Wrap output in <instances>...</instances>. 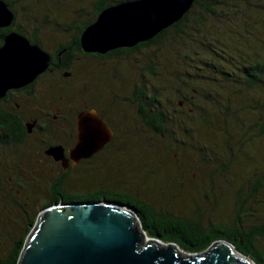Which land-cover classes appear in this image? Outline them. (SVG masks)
<instances>
[{
  "label": "rangeland",
  "instance_id": "rangeland-1",
  "mask_svg": "<svg viewBox=\"0 0 264 264\" xmlns=\"http://www.w3.org/2000/svg\"><path fill=\"white\" fill-rule=\"evenodd\" d=\"M7 1L16 15L14 25L24 33L34 26L45 29L39 38L46 50L62 40L65 30L61 25L69 18L89 22L94 16L93 0ZM244 1L239 11L247 6L253 13L263 6L258 18L253 16L249 21L241 16L233 20L238 29L246 27L239 31V43L248 45L252 53L260 49L263 53L256 54L259 56L264 54V0ZM233 37H237L236 32ZM192 49H196L194 44L187 48L184 39L170 32L159 42L131 54L114 55V107L102 108L115 127L117 145L123 143L116 148L119 167L115 171L114 166L106 167L108 173L103 175L97 168L74 175L68 182L67 194L83 190L88 182L98 187L101 179L104 187L141 198L159 213L196 216L204 226L236 224L250 229L264 225V108L259 106L264 103V89L255 88L233 97L231 91L236 86L221 76L209 72L211 78L206 83L196 81L195 73L205 71V67L195 61L190 64L184 54H190ZM187 70L192 75L190 87L198 95L195 100L191 98L192 107H179L177 102L182 97L176 88L184 82L179 77L185 80ZM141 71L148 97H154L155 104L167 112L169 120L163 133L143 125L134 107L123 100L134 84H139ZM101 72L106 74L107 69ZM186 92L189 94L188 88ZM106 101L105 98L103 102ZM45 175L48 176L43 174V178ZM105 193L99 192L97 199H103ZM19 214V208L0 204V260L26 230L17 219ZM256 244L264 252V237Z\"/></svg>",
  "mask_w": 264,
  "mask_h": 264
},
{
  "label": "flooded vegetation",
  "instance_id": "flooded-vegetation-1",
  "mask_svg": "<svg viewBox=\"0 0 264 264\" xmlns=\"http://www.w3.org/2000/svg\"><path fill=\"white\" fill-rule=\"evenodd\" d=\"M99 1L92 2L94 16L89 22L76 21L71 17L63 23L61 26L65 33L62 40H57L50 50L45 49L39 38L45 29L34 26L29 33H24L14 25L16 15L11 5H6L12 13V20L6 26L0 25V47L7 33L16 32L47 54L45 68L31 80L0 90V204L19 208L22 214L17 215V219L24 223L25 228L32 218L35 219L38 210L48 204L78 200L110 201V196L116 192L126 197L122 201L129 203L135 215L140 211L139 200L150 206L156 215H171L169 212H157L141 198L104 187L101 179L98 187L90 186L88 182L74 195L66 193L68 182L74 175L88 174L93 168L103 175L108 173L106 167L112 169L114 166L115 171L118 166L116 148L123 143L117 145L115 127L102 108L114 107L116 95L111 62L116 53L131 54L146 46L142 41L104 53L84 51L79 36L83 28L95 20ZM118 2L121 1L109 5ZM106 69V74L101 72ZM143 76L141 71L139 84H134L123 100L134 107L135 115L146 126L145 115L160 108L148 107L150 97ZM105 98L106 103L103 102ZM91 111L105 122L110 133L98 148L93 151H90L92 147L87 149V156L75 157L72 149L78 141L76 116ZM28 167H33L29 173L26 172ZM43 174L48 176L43 178ZM33 182L35 186L32 187ZM101 191L106 193L103 199H97ZM16 244L17 241L14 247Z\"/></svg>",
  "mask_w": 264,
  "mask_h": 264
},
{
  "label": "water",
  "instance_id": "water-1",
  "mask_svg": "<svg viewBox=\"0 0 264 264\" xmlns=\"http://www.w3.org/2000/svg\"><path fill=\"white\" fill-rule=\"evenodd\" d=\"M193 0H125L102 8L85 26L84 51L104 53L152 38L177 21ZM12 13L0 0V25ZM47 54L16 32L0 47V90L21 85L46 66ZM78 141L73 155L87 156L107 140L105 122L94 112L76 116ZM84 146V147H83ZM85 153H84V152ZM89 154V153H88ZM16 264H254L232 243L216 239L203 252L184 253L173 243L145 235L134 211L107 200L61 201L41 207L26 233Z\"/></svg>",
  "mask_w": 264,
  "mask_h": 264
},
{
  "label": "trees",
  "instance_id": "trees-1",
  "mask_svg": "<svg viewBox=\"0 0 264 264\" xmlns=\"http://www.w3.org/2000/svg\"><path fill=\"white\" fill-rule=\"evenodd\" d=\"M3 1L10 7L7 0ZM109 4L110 2L100 0L96 11H100ZM239 4H246V2L242 0H193L189 9L177 21L143 43L144 45L157 43L161 38L173 32L185 40L187 48H192L194 44L196 49H192L190 54L188 52L184 54L190 64L195 61L205 67L206 72L201 70L195 73L193 78L196 81L206 83L211 78L209 72L214 73V76H221L229 84L232 82L236 86L231 91L233 97L255 88L264 89V54L257 56L256 54L263 53L260 49L252 53L248 45L244 44L243 47L239 43V31L245 30L246 27L238 29L239 26L233 22L235 17L239 19L241 16H246L245 20L249 21L253 19V16L258 18V13L263 6L253 10L252 13L247 6L239 11ZM251 22L253 25L254 22ZM234 32L237 33L236 38L233 37ZM251 54H254L253 58ZM185 76V80L179 77L180 82L181 80L184 82L180 84V88H176L182 97L177 105L192 107L191 98L195 100L198 93L194 87H190L192 75L189 70ZM187 88L189 94L185 93ZM155 102L154 97L148 98V107H158ZM259 106L264 108V103ZM196 107H202V105H196ZM260 107H252V109L258 110ZM188 114L190 115L191 112ZM145 116L147 128L156 133L164 132V125L169 120L165 109L148 112ZM110 197L112 199L110 201H117V203L131 207L129 203L122 201L126 197H122L117 192ZM138 206H140V211H137L136 215L141 228L148 237L156 238L162 243H173L184 253L195 254L205 251L214 240L225 239L232 243L240 253L252 259L254 264H264V252L256 244L259 238L264 237V225L252 226L250 229L238 227L236 224L230 227L217 223L204 226L196 216L187 219L179 215H156L150 206L140 200ZM33 222L34 218L29 222L22 236L18 237L15 247L0 260V264H16L24 237Z\"/></svg>",
  "mask_w": 264,
  "mask_h": 264
}]
</instances>
